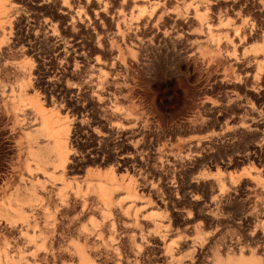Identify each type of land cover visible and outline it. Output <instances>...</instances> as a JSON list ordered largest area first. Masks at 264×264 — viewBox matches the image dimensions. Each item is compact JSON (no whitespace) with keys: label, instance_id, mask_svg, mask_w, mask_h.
<instances>
[{"label":"rangeland","instance_id":"obj_1","mask_svg":"<svg viewBox=\"0 0 264 264\" xmlns=\"http://www.w3.org/2000/svg\"><path fill=\"white\" fill-rule=\"evenodd\" d=\"M0 264H264V0H0Z\"/></svg>","mask_w":264,"mask_h":264},{"label":"bare ground","instance_id":"obj_2","mask_svg":"<svg viewBox=\"0 0 264 264\" xmlns=\"http://www.w3.org/2000/svg\"><path fill=\"white\" fill-rule=\"evenodd\" d=\"M64 78V77H63ZM82 85V84H81Z\"/></svg>","mask_w":264,"mask_h":264}]
</instances>
